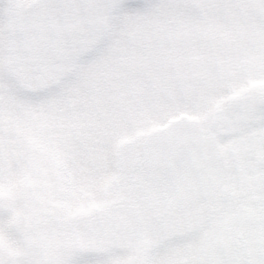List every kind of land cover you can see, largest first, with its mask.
Returning <instances> with one entry per match:
<instances>
[{
	"label": "snow or ice",
	"instance_id": "1",
	"mask_svg": "<svg viewBox=\"0 0 264 264\" xmlns=\"http://www.w3.org/2000/svg\"><path fill=\"white\" fill-rule=\"evenodd\" d=\"M0 264H264V0H0Z\"/></svg>",
	"mask_w": 264,
	"mask_h": 264
}]
</instances>
